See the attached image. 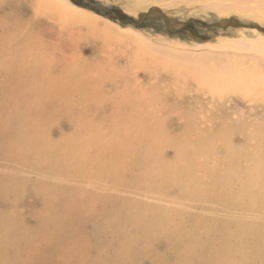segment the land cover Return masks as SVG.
Wrapping results in <instances>:
<instances>
[{"label":"rangeland","instance_id":"rangeland-1","mask_svg":"<svg viewBox=\"0 0 264 264\" xmlns=\"http://www.w3.org/2000/svg\"><path fill=\"white\" fill-rule=\"evenodd\" d=\"M72 1L92 12L93 15L89 13L92 18L97 14L101 16L90 19L96 31L84 29L83 33H78L72 27L53 29V24L44 17H35V4L32 0H0V7L6 9L4 12L0 11V22H4L0 26V34L5 38L2 37L3 41H14L12 47H6L5 53L0 52V62L5 57L8 60L6 63L12 64L17 52H25L27 56L33 52L31 57L41 59L45 55L42 49L47 50L46 54L52 59L46 65H30L19 70L6 63L7 66L0 65V242L4 238L0 248H5V251L0 249V264H4V261H7L5 264H153V255L165 256L171 263L187 255V245L191 244L194 232L197 233L196 238L199 236V240L195 241L197 247L194 252L199 248L198 244L206 246L209 237L215 239L213 237L218 236V229H215L219 232L217 235L214 229L211 230L213 237L200 232L201 229L211 226L212 218L217 219L218 216L219 225L225 219L235 221V217L236 220L239 217L249 219V222L262 220L256 215V210L233 211L222 203L224 191L217 175L228 167V161L224 159L227 155L226 147L217 146V149L213 148L214 151L210 149L200 152L195 149L190 151V147L180 145H177L180 146L179 149L176 146L173 149L172 145H176L175 141L182 140V129L194 132L197 129L215 130L224 121L231 126L253 123L255 126L252 133L246 132L249 137H254V132L264 134V69L262 71L250 68V63L244 62V71H240L244 73V79L239 78L232 83L226 80L222 83L217 80L223 75L210 72L211 67L221 68L213 61L204 65L175 60L163 61L152 49L138 52L140 47L136 45V40L141 36L152 42L168 45L195 49L204 47L215 52L232 48L235 52L243 50L244 53L260 55L261 49L256 43L264 38V31L261 29L203 27L197 21L209 24L224 18L240 17L242 21L264 27V8L259 6H264V0H254L255 9H247L239 2L229 0H167L152 2L149 3L150 6L144 7L135 6L131 0ZM221 3L229 5L228 9L215 6ZM154 7L180 21H196H190L180 31L171 30L163 18L144 19L138 27L132 23L138 20L140 12ZM127 19L130 21H125ZM6 25L8 29L3 32L2 27ZM241 41L244 42L243 46ZM27 43H30L28 47ZM34 45L41 51L39 54L32 50ZM65 56L68 58H64ZM207 67L210 68L205 69ZM187 76L191 78L187 80ZM190 104L199 111L200 121L197 123L196 118L188 111ZM147 134L156 147L149 145ZM125 139H130L126 141L131 143V147ZM254 147L246 149L247 152L243 150L240 167L244 170L247 165L259 162L257 146ZM111 149L114 154L112 151L108 154ZM150 149L153 150L152 153ZM186 149L189 150L188 153ZM71 150L73 153H70ZM212 151L216 152L215 156L211 154ZM55 153L58 160L55 159ZM172 153V158H169L171 156L168 154ZM50 156L57 162L50 159ZM158 156L162 157L161 161H157ZM181 157L189 159H180L182 164L185 163L180 168L177 160ZM198 157L201 160L196 161ZM113 158H116V162H113ZM167 158L177 164L168 162L170 166L180 168V171L175 169L178 174H172L174 168L171 167L170 170V166H166ZM67 159L74 161L69 163ZM51 162L52 166L55 163L58 168L52 167ZM68 163L73 167L68 166ZM151 163L154 164L153 168ZM199 164L201 169L198 168ZM183 166L187 168L184 169ZM98 169H102V172ZM186 169L194 171V174L211 186L200 187L196 182L187 185ZM170 172L172 176L179 175V172L180 176L183 175V180L180 176H175L176 181L180 177L178 186V182L173 183L174 179L170 180L173 178L169 177ZM145 174L146 177L143 178ZM248 174L237 177L234 188H239L243 181L244 186L250 184L252 181L250 182L251 177ZM214 176L217 178H213ZM137 179H140L139 183ZM244 191L252 192L250 189ZM69 197L74 201L69 200ZM118 204L124 206L121 208ZM163 206L166 207L159 208ZM168 207L172 208L170 211L168 209L169 213ZM128 211L131 212V217L127 215ZM250 211L254 213H249ZM136 214L143 216V219ZM134 215L141 221L133 218ZM116 221L117 227L113 229ZM137 221L140 223L136 225L134 222ZM149 221L153 224L152 228ZM181 224L185 227L177 228ZM189 224H192L195 231ZM148 228L152 232L151 236L150 231L148 232L150 243L147 242L149 237L144 232ZM117 229L120 230L117 232ZM155 229L161 233L157 234ZM175 231H178L177 235H174ZM43 234L45 235L42 236ZM183 234L185 238L180 236ZM138 235H143L145 241ZM132 236L134 239L130 240ZM188 236L191 239L186 238ZM126 237L130 239L127 238L126 241ZM172 237L175 240H171ZM33 238L38 240L34 239L33 242ZM180 238H184V241ZM262 238L264 236L261 237L264 241ZM175 241H179L181 245H177ZM107 242L112 246L109 247ZM103 245L108 247L105 249ZM249 245L244 246L246 250L247 247L253 248L255 244L253 242ZM130 247H136L137 250L133 248L132 253L128 251ZM253 256L254 252L250 255L247 253L244 264H264V259L259 260ZM203 261L197 260L192 264H205Z\"/></svg>","mask_w":264,"mask_h":264},{"label":"bare ground","instance_id":"bare-ground-1","mask_svg":"<svg viewBox=\"0 0 264 264\" xmlns=\"http://www.w3.org/2000/svg\"><path fill=\"white\" fill-rule=\"evenodd\" d=\"M33 2H34V14H35V17H37V18H39V17H44L45 18V20L46 21H49V22H51L52 24H53V26H52V28L54 29V28H56V27H58V28H60V30H63L64 28H68V27H72V29H76L77 30V32L78 33H83L82 32V30H84V29H86V30H90V32H93L95 29H96V27H95V25H91V23H92V21L90 20V19H96V17L97 18H100L101 16H99L98 14L96 15V16H93V18H92V16H90V14L89 13H91L92 14V12H88V10H86V9H84L82 6H79V5H77V4H75L72 0H32ZM157 1H161V2H166L167 0H131V2L135 5V6H137V7H144V6H150L149 5V3H152V2H156L157 3ZM230 1H237V2H239L240 3V5H243V6H245L247 9H255V7H256V3H253V1L254 0H229V2ZM255 1H258V0H255ZM263 1V0H262ZM264 2V1H263ZM162 4V3H161ZM152 5V4H151ZM154 5V4H153ZM255 5V6H254ZM157 6V5H156ZM167 6V5H166ZM215 6H217V8H223V7H225V8H227L228 9V6L229 5H227V4H216ZM254 6V7H253ZM260 7H263L264 8V6H262V5H259ZM258 6V7H259ZM154 8H157V7H154ZM168 8V7H167ZM152 9V8H151ZM159 9V8H158ZM231 9H234V7H232L231 6ZM6 9L4 8V7H0V11H5ZM163 11V10H162ZM256 11V10H255ZM142 12H146V11H142ZM142 12H140V13H142ZM163 12H165V11H163ZM139 13V14H140ZM166 13V12H165ZM255 13V12H254ZM139 14H138V16H139ZM167 15H168V13H166ZM93 15V14H92ZM240 18V17H239ZM238 18V19H239ZM246 20V19H245ZM245 22V21H244ZM250 22V21H249ZM4 24V22H0V26H2ZM93 24V23H92ZM97 24V23H96ZM99 24H101V23H99ZM257 24V23H256ZM7 26L8 25H6V27H2V30H3V32L6 30V29H8L7 28ZM97 26V25H96ZM100 26V25H99ZM57 28V29H58ZM8 31V30H7ZM96 31V30H95ZM97 33V32H96ZM22 34V33H21ZM104 34V33H103ZM113 34H115V33H113ZM5 35H6V33H5ZM4 38V36H2L1 34H0V52H2L3 51V53H5L4 52V50H6L7 48L6 47H12L13 46V43H14V41L12 40H9L8 42H6V41H3V38ZM37 38V37H36ZM263 38V37H262ZM5 39V38H4ZM137 44L136 45H138V47H140V49H138L137 51L138 52H141V51H146L147 49H152V51H155V52H157L159 55H160V57L163 59V61H173V60H175V61H183L184 63H200V64H206V63H208V62H211V61H213L217 66H221V68H215V69H213V67H207V68H205V69H209L210 68V72H212L214 75H223V77L221 78L220 76L218 77L219 79L217 80V81H222V83H224L226 80H228L229 82L228 83H232V82H235L237 79H244V73H240V71H244V62L245 63H250L249 64V66H250V68H253V69H257V70H262V69H264V38L263 39H261V40H259V42L258 43H256V46L259 48V49H261V52H260V55H256V54H254V55H251V54H248V53H244V51L242 50V52H235V50H231V49H226V51H221L220 49V51L218 50L217 52H215V51H213V49H208V48H204V47H199L198 49H195V48H190V47H184V46H178V45H168V44H164V43H157V42H152V40L150 41V40H148V39H146V38H144V37H139L138 36V38H137ZM13 42V43H12ZM239 42V41H238ZM242 42V41H241ZM236 43V42H235ZM243 43L244 42H242V46H243ZM28 44H30V43H27V47H28ZM229 44V43H228ZM227 44V45H228ZM232 45H234V43H231ZM21 45H23V44H21ZM226 45V44H225ZM241 45V44H240ZM222 46V45H221ZM235 46V45H234ZM238 46V45H237ZM23 46H21V48H22ZM226 47H230V46H226ZM33 49L32 50H34V52L35 53H38V52H41V51H43V52H45V55H44V57L43 58H41V59H35V58H33V57H31L34 53L32 52V55H29V56H27V55H25V52H17V54L16 53H14V54H16V57L14 58L15 59V62L14 61H12L13 63L12 64H10V65H8V63H6L8 60L5 58V57H3L2 59V61L0 62V65L3 67V65L6 63L9 67H13V68H16L17 70H19V69H26L28 66H30V65H39V66H43V65H46L48 62L50 63L51 62V58H49V56L46 54V53H48V51L47 50H43L42 48V50L41 51H39L37 48H36V46L34 45V47H32ZM208 49V50H207ZM223 49V48H222ZM240 49V48H239ZM243 49H244V47H243ZM22 50V49H21ZM32 50H30V52L32 51ZM231 50V51H230ZM27 51V50H26ZM148 51V50H147ZM7 54H9V53H7ZM23 54V55H22ZM39 54V53H38ZM4 55V54H3ZM6 55V54H5ZM43 56V55H42ZM8 58V57H7ZM64 58H68L67 56H65ZM4 65V66H7V65ZM24 67H26V68H24ZM249 69V68H248ZM263 71V70H262ZM106 75V74H105ZM264 76V75H263ZM262 76V77H263ZM188 78H191V77H188L187 76V80H188ZM221 78V79H220ZM259 78V77H258ZM264 80V79H263ZM224 81V82H223ZM262 81V80H261ZM115 82V81H114ZM227 83V84H228ZM226 84V83H225ZM209 89V88H208ZM213 93V92H212ZM214 94V93H213ZM96 103V102H95ZM98 104H99V102H98ZM101 104V103H100ZM141 107V106H140ZM195 107L194 106H192L191 104L188 106V111H190V115H193L196 119H195V121H196V123L197 122H199L200 121V114L198 113L199 111H197L196 109H194ZM253 109V108H252ZM19 111H21L20 109H19ZM135 117V116H134ZM137 117V116H136ZM139 117V116H138ZM255 125L253 124V123H251V122H247V123H242V124H240L239 126H231L227 121H224V123H222V125L220 126V127H218V129H215V130H209V131H207V130H202V129H197V132H194V131H190V130H185V129H182L181 131H180V134H181V138H182V140H177V141H175V143H176V145L173 143V145H172V143H171V145L173 146V149L175 148V146L178 148H180V146H187V148L188 147H190V151H191V149L192 150H197V151H202L203 150V152L204 151H210V149H213V148H215V149H217V146H221V147H226L227 148V155H226V157L224 158L225 160H227L228 161V167L226 168V170L225 171H221L220 173H219V175H217L218 176V178H219V181H220V183H221V185H222V190L224 191V195H222V203L223 204H225L228 208H230V209H232L233 211L234 210H237V209H246V210H248V209H250V210H256V211H258V212H256L257 214L256 215H258V217L259 218H262V220H259V221H254V222H249L248 220H246V219H244V218H238L237 220H236V217L234 218V220L235 221H231V220H227L226 221V219H225V221L221 224V225H219L218 224V222H217V219H218V216H217V219H215V218H212L213 219V223H211V226H209V227H206V228H203V229H201V231L200 232H202V233H206V235H211L212 236V231L211 230H213V231H216L215 229H218L219 231H220V233L218 232V231H216L215 232V234L217 235V233H219L218 234V236H215V237H213V238H215V239H210V237H209V240L208 239H206V240H208L209 242H207V245L206 246H201V245H199L198 244V246H199V248L194 252V249H196V247H197V244L195 243V241H197V240H199V236L196 238V236H197V233L196 232H194V236H193V240H191V244L190 245H187V253H185V254H187L185 257H181V258H177V259H175L173 262H171V263H169V261H168V258L167 257H165V256H162V255H153V264H192L194 261H197V260H201V261H203L205 264H244V260H245V255L248 253L249 255L252 253V252H254V256H253V258H255V257H257L259 260H262V259H264V241H262L261 240V237L262 236H264V134L263 133H259V134H255L256 132H254V137H249V136H247V134H246V132L248 133V131L249 132H251L252 133V130H253V127H254ZM86 131V130H85ZM115 135L116 134H114V136L113 137H115ZM118 135V134H117ZM148 135V134H147ZM112 136V135H111ZM239 136V138H237ZM250 136H252V134H250ZM107 137V136H106ZM108 137H109V135H108ZM148 137H149V135H148ZM147 137V138H148ZM157 137V136H156ZM160 137V136H159ZM20 138V137H19ZM112 138V137H111ZM110 138V139H111ZM180 138V139H181ZM23 139V138H22ZM131 139V138H130ZM130 139H125L124 141H126V140H130ZM133 139V138H132ZM157 139V138H156ZM175 139V138H174ZM238 139H240L241 141H238ZM107 140H109L108 138H107ZM123 140V139H122ZM152 140V139H151ZM17 141V140H16ZM111 141H112V139H111ZM114 141V140H113ZM128 141H126V143L128 144V145H130V147L132 146L131 145V143H129ZM133 141V140H132ZM155 141V140H154ZM158 141V140H157ZM157 141H155V142H157ZM164 141V140H163ZM73 142H74V140H73ZM109 142V141H108ZM117 142H118V140H117ZM131 142V141H130ZM148 142L150 143L149 145L150 146H152V147H156V145H154L153 146V144H154V142H153V144H152V142L150 141V137H149V140H148ZM126 143H124V144H126ZM163 144H164V142H162ZM170 143V142H169ZM148 144V143H147ZM168 144V143H167ZM102 146H103V144H101ZM101 145H100V147H101ZM148 145V146H149ZM169 145V147H170V144H168ZM177 145H180V146H177ZM115 146V145H114ZM120 146H122V145H120ZM147 146V145H146ZM254 146H257V151H256V149H255V151H256V155L257 156H259V162H257L255 165H250V166H248L247 165V168L244 170V169H242L241 167H240V159L244 156L243 155V152L244 151H246V149H249V148H253ZM104 147L106 148V146L104 145ZM103 147V148H104ZM124 147H126V145H124ZM151 147V148H152ZM160 147H162V146H160ZM160 147H159V149H160ZM108 148V147H107ZM157 148H158V146H157ZM178 148V149H179ZM181 148H183V147H181ZM219 148V147H218ZM255 148V147H254ZM22 149V148H21ZM146 149H148L149 150V148L148 147H146ZM158 149V150H159ZM168 149H170V148H168ZM222 149V148H221ZM68 150H70V149H68ZM100 150H101V148H100ZM106 150V149H105ZM105 150H103V151H105ZM117 150H119V147H118V149ZM124 150V149H123ZM129 150V149H128ZM151 150V149H150ZM154 150H156V149H154ZM165 150V149H164ZM184 150V149H183ZM183 150H180V151H182L183 152ZM188 149H186V151H187V153H188V151H189ZM244 150V151H243ZM253 150V149H252ZM259 150V151H258ZM102 151V152H103ZM107 151V150H106ZM112 151V149L111 150H109L107 153L108 154H110V152ZM122 151V150H121ZM120 151V152H121ZM169 151V150H168ZM179 151V152H180ZM185 151V150H184ZM213 151H214V149H213ZM212 151V152H213ZM119 152V153H120ZM151 153L153 152V150H151L150 151ZM163 152V151H162ZM202 152V153H203ZM247 152V151H246ZM57 153V152H56ZM55 153V155H53V156H55L56 158L55 159H57V154ZM70 153H73L72 152V150H71V152ZM97 153H98V151H97ZM105 153V152H104ZM111 153H113V151L111 152ZM116 153V152H115ZM181 153V152H180ZM186 153V152H185ZM38 154V153H37ZM52 154V153H51ZM85 154V153H84ZM106 154V153H105ZM105 154H102L103 156H105ZM114 154V153H113ZM122 154V153H121ZM160 154H163V153H160ZM164 154H165V152H164ZM176 154H178L177 152H176ZM192 154V153H191ZM191 154H190V156H191ZM195 154V153H194ZM204 154V153H203ZM208 154V153H207ZM211 154H213L214 156H215V154H216V152L214 153H211ZM254 154V153H253ZM70 155V154H69ZM81 155H82V153H81ZM94 155H97L96 153L94 154ZM101 155V156H102ZM116 155V154H115ZM114 155V157H116ZM159 155V154H158ZM168 155H170L171 157H169V158H172V156H173V153H172V155L171 154H168ZM212 155V156H213ZM255 155V156H256ZM39 156H41V155H39ZM38 156V157H39ZM73 156V155H72ZM72 156H70V157H72ZM80 156V155H79ZM100 156V157H101ZM118 156V158L120 157L119 156V154L117 155ZM148 156H151L150 154L148 155ZM154 156V155H153ZM162 157H163V155H161ZM178 156H180L179 154H178ZM205 156V155H204ZM207 156V155H206ZM246 156V155H245ZM37 157V156H36ZM46 157V156H45ZM62 157V156H61ZM82 157V156H81ZM84 157V156H83ZM82 157V158H83ZM93 157V156H92ZM95 157V156H94ZM99 157V158H100ZM113 157V156H112ZM111 157V158H112ZM155 157V156H154ZM157 157V156H156ZM160 156H158V158H156L157 159V161L160 159V161H161V158H159ZM165 157H167V156H165ZM195 157H197V155H195ZM50 159L52 158L51 156L49 157ZM58 158H60L59 157V155H58ZM64 159H65V157H63ZM81 158V159H82ZM86 158V157H85ZM96 158V157H95ZM117 158V159H118ZM151 158V157H150ZM185 158V157H184ZM194 158V157H193ZM252 158H253V156H252ZM52 159H54V158H52ZM54 159V160H55ZM63 159V160H64ZM74 159V158H73ZM80 159V158H79ZM80 159V160H81ZM114 159V161L113 162H116L115 161V159L116 158H113ZM131 159V158H130ZM153 159V158H152ZM156 159H154V160H156ZM166 159V158H165ZM180 159H182L183 161H186L187 159H189V158H186V160L185 159H183L182 157L181 158H179V160ZM192 159V158H191ZM36 160V159H35ZM34 160V161H35ZM47 160H48V158H47ZM58 160V159H57ZM68 161H69V159H67ZM112 160V159H111ZM179 160H177L178 162H179ZM199 160H201V159H199V157H198V160L196 159V161H199ZM56 161V160H55ZM71 161H74V160H71ZM71 161H69V163H72ZM131 161H134L133 159L131 160ZM160 161H159V165H160ZM172 160H170V159H168L167 158V163L168 162H171ZM174 161V160H173ZM176 161V162H177ZM193 161H195L194 159H193ZM195 161V162H196ZM57 162V161H56ZM86 162V161H85ZM177 162V164L180 166V165H184V164H182L181 163V160H180V162L178 163ZM39 163V162H38ZM37 163V164H38ZM63 163V162H62ZM61 163V164H62ZM65 163V162H64ZM68 163V166H72L73 167V165H70ZM78 163V162H77ZM112 163V162H111ZM164 163V162H163ZM162 163V164H163ZM171 163H173V162H171ZM189 163V162H188ZM190 163H192L193 164V162L191 161ZM203 163V162H202ZM205 163V162H204ZM44 164V163H43ZM51 164H53V162H51L50 163V165ZM73 164H74V162H73ZM80 164H81V162H80ZM147 164H148V162H147ZM146 164V166H150V164H148L147 165ZM169 164V163H168ZM166 165V166H170V164L169 165ZM173 164H175V163H173ZM177 164H175V165H177ZM82 165V164H81ZM145 165V164H144ZM151 165H152V163H151ZM189 165V164H188ZM204 165V164H203ZM52 166V165H51ZM54 166L56 167L57 165L54 163ZM54 166H52V167H54ZM84 166H85V164H84ZM92 166V165H91ZM131 166H132V164H131ZM148 166V167H149ZM153 166H154V164L152 165V168H153ZM158 166V165H157ZM178 166V167H179ZM190 166V165H189ZM46 167V166H45ZM54 167V168H55ZM60 167H61V165H60ZM59 167V169L63 172V164H62V169ZM79 167H80V165H79ZM100 167V166H99ZM101 167H103L102 165H101ZM171 167H173L174 168V165L173 166H170L169 168H170V170L172 169ZM184 167V169L185 168H187V167H185V166H183ZM192 167V166H191ZM195 167V166H194ZM196 167H197V163H196ZM200 167V169H201V165L199 164V166H198V168ZM53 168V169H54ZM56 168H58V167H56ZM68 168V167H67ZM92 168V167H91ZM151 168V167H150ZM151 168V170H153ZM163 168V167H162ZM180 168H181V166H180ZM180 168H178L177 169V167L175 166V168H174V170L172 169V171H174V173H172V174H175V172H176V174H178V172L176 171V170H178V171H180L179 169ZM58 169V170H59ZM73 168H71V170H72ZM94 169H96V168H94ZM147 169V168H146ZM157 169V168H156ZM155 169V171H157V172H159L158 170H156ZM176 169V170H175ZM221 169V168H220ZM219 169V170H220ZM70 170V171H71ZM78 170H80V169H78ZM77 170V171H78ZM98 170H100L99 172H102V169H98ZM143 170V169H142ZM148 170H149V168H148ZM160 170H162V169H160ZM163 170H165V169H163ZM167 170V169H166ZM169 170V169H168ZM182 170V169H181ZM187 170V169H186ZM186 170H184V171H186ZM190 170V169H189ZM193 170V169H192ZM199 170V169H198ZM171 171V172H172ZM188 171V170H187ZM186 171V172H187ZM197 171V170H196ZM217 171V170H216ZM151 172V171H150ZM152 172H154V171H152ZM151 172V173H152ZM165 172V171H164ZM163 172V173H164ZM171 172H170V174H171ZM202 172H203V170H202ZM249 174H248V173ZM64 173V172H63ZM162 173V175H166V174H163ZM166 173H168V172H166ZM200 173V172H199ZM217 173V172H216ZM91 174V173H90ZM92 174H94V173H92ZM96 174V173H95ZM99 174V173H98ZM121 174V173H120ZM161 174V173H160ZM160 174H158L159 176H161ZM172 174L171 175H169V177L171 176V177H173V178H170V180L172 179H174V182L173 183H176V182H178L180 179V177L182 178V176H180V172H179V175H175L176 177L177 176H180L179 178H176V179H178L177 181L175 180V176L173 175L172 176ZM246 174H248L250 177H251V180H250V184H247V185H245L244 186V181L241 183V185H240V187L239 188H234L235 186V181H236V179H237V177H239V176H243V175H246ZM65 175H66V173H65ZM64 175V176H65ZM97 175V174H96ZM104 176H105V174H103ZM137 175V174H136ZM151 175H154V174H151ZM66 177V176H65ZM96 177V176H95ZM103 177V176H102ZM119 177V176H118ZM143 177V175L141 176V178ZM146 177V174H145V176L143 177V178H145ZM149 177V176H148ZM151 177V176H150ZM152 177H154V176H152ZM151 177V178H152ZM206 177V176H205ZM99 178V177H98ZM140 178V177H139ZM158 178V177H157ZM166 178H168L167 177V175H166ZM203 178V177H202ZM213 178H217L216 176H214ZM154 179V178H153ZM165 179V178H164ZM209 179V178H208ZM9 180V179H8ZM138 180V179H137ZM140 180V179H139ZM139 180H138V183H139ZM141 180H143V179H141ZM160 180V179H159ZM166 180V179H165ZM182 180H183V178H182ZM185 180H186V183H187V185H190V184H193V183H195L196 182V185L197 186H199L200 185V187L202 186V187H205V188H208V185H210V183L207 185V183H205L204 182V179H200V177L198 176V175H196V173L194 174V171L193 172H191V171H188L187 172V175H186V177H185ZM212 180V179H211ZM167 181H169V180H167ZM176 181V182H175ZM210 181V180H209ZM213 181V180H212ZM58 182H60V181H58ZM60 184H62V182L60 183ZM177 184V186H178V184H179V182L178 183H176ZM181 184V183H180ZM215 184V183H214ZM55 185V184H54ZM183 185V184H182ZM181 185V186H182ZM186 185V184H185ZM176 186V187H177ZM211 186V185H210ZM58 188L60 187V186H57ZM62 187H63V184H62ZM180 187V186H179ZM178 187V188H179ZM54 188H55V186H54ZM61 188V187H60ZM59 188V189H60ZM67 188V187H66ZM79 188V187H78ZM184 188V187H183ZM198 187H196V189H197ZM56 189V188H55ZM68 189V188H67ZM81 189V188H80ZM79 189V190H80ZM83 189V188H82ZM86 189V188H85ZM83 190L84 192L86 191V190ZM235 189V190H234ZM244 189H250V190H252V192H245L244 191ZM182 190V189H181ZM192 190H193V188H192ZM57 191V190H56ZM62 191H63V189H62ZM82 191V190H81ZM101 191V190H100ZM186 191V190H185ZM258 191V192H257ZM98 192H99V190H98ZM45 193V192H44ZM219 193H221V192H219ZM70 194V193H69ZM68 194V195H69ZM72 194V193H71ZM70 194V195H71ZM76 194H77V192L75 193V197H77L76 196ZM105 194V193H104ZM244 194H245V196H244ZM84 195H85V193H84ZM84 195H83V197H84ZM73 196H74V194H73ZM105 196V195H104ZM103 196V197H104ZM110 196V195H109ZM74 197V198H75ZM101 197H102V195H101ZM108 197V196H107ZM70 199L69 200H72L71 199V197H69ZM80 198V197H79ZM209 198V197H208ZM96 199V198H95ZM210 199H214V198H210ZM217 199V198H216ZM72 201H74V200H72ZM220 201V200H219ZM70 203L69 204H71V201H69ZM73 203V202H72ZM87 203H89V202H87ZM91 203H93V202H91ZM91 203H90V205H91ZM129 203V202H128ZM127 203V204H128ZM66 204V203H65ZM68 204V203H67ZM84 204V203H83ZM124 204V203H123ZM126 204V203H125ZM124 204V205H125ZM131 204V203H130ZM130 204L128 205V206H130ZM118 205H120L121 206V208L124 206V205H121V204H118ZM127 206V205H126ZM69 207V206H68ZM89 207H91V206H89ZM115 206H113V208H114ZM152 207V206H151ZM166 207V206H165ZM164 206L163 207H159V208H161V209H163V208H165ZM126 208V207H125ZM157 208V207H156ZM115 209V208H114ZM114 209H112L113 211H114ZM150 209V208H149ZM168 209H169V211L172 209V208H170V207H168L167 208V212H168ZM141 210V209H140ZM231 210V211H232ZM116 211V210H115ZM154 211V210H153ZM153 211H151L152 212V214H153ZM159 211V210H158ZM163 211V210H162ZM164 211H166V210H164ZM174 211H175V209H174ZM249 211V210H248ZM62 212V211H61ZM171 212H173V211H171ZM128 214V216H130L129 214H131V212H127ZM142 213V212H141ZM154 213H155V211H154ZM169 213V212H168ZM180 213V212H179ZM246 213H248V212H246ZM249 213H254V212H249ZM125 214V213H124ZM171 214V213H170ZM121 215H123V214H121ZM120 215V216H121ZM127 215H126V217H127ZM137 215V214H136ZM139 215V214H138ZM137 215V216H138ZM181 215V214H180ZM185 215V214H184ZM192 215V214H191ZM250 215V214H249ZM125 215H123V217H124ZM131 216H132V214H131ZM130 216V217H131ZM135 216V215H134ZM133 216V218H137L138 219V217H141V216H138V217H134ZM159 216V215H158ZM15 217V216H14ZM117 217V216H116ZM123 217L121 218V219H123ZM143 217V216H142ZM141 217V218H142ZM154 217H156L157 218V220H159V218L154 214ZM110 218H113V217H110ZM177 217H175V219H176ZM188 218V216L185 218V219H187ZM16 219V218H15ZM116 219V218H115ZM120 219V220H121ZM126 220H128V219H130V218H125ZM136 219V220H137ZM143 219V218H142ZM162 219V218H161ZM22 220V219H21ZM112 220V219H111ZM126 220H124V223L126 222ZM190 220V219H189ZM115 221V220H114ZM121 221H123V220H121ZM138 221H141V220H139L138 219ZM134 222L135 224L137 223H140V222ZM188 221V220H187ZM118 222H119V220H118ZM150 222V221H149ZM148 222V223H149ZM151 222H153V220L151 221ZM150 222V228H152V226H153V224ZM154 222H155V219H154ZM157 222V221H156ZM155 222V223H156ZM191 222V221H190ZM190 222H188V223H190ZM112 223H113V221H112ZM120 223H123V222H120ZM154 223V224H155ZM158 223V222H157ZM162 223V222H161ZM110 224H111V222H110ZM136 224V225H137ZM184 224V223H183ZM195 224V223H194ZM122 224H120V226H121ZM190 225V227H191V225L192 224H189ZM233 225V226H232ZM111 226V225H110ZM119 226V225H118ZM118 227V228H121V227ZM163 228H164V226L163 225H161ZM183 225L181 224V225H179L177 228H180L181 229V227H182ZM188 226V224L186 225V227ZM115 228V227H117V221H116V226H112V228ZM145 227H146V225H145ZM155 227H156V225H155ZM171 227H172V225H171ZM183 227H185V226H183ZM195 227V226H194ZM111 228V229H112ZM113 228V229H114ZM157 228V227H156ZM168 228V226L166 227V229ZM170 228V227H169ZM192 228V230H193V227H191ZM109 229V228H108ZM113 229H112V231H113ZM188 229V228H187ZM195 229V228H194ZM118 230H120V229H117V232H118ZM156 230V233L157 234H160L161 232H157V230L158 229H155ZM159 230H161V227H160V229ZM173 230H176V229H173ZM184 230V229H183ZM191 230V229H190ZM110 231V230H109ZM115 231V230H114ZM142 231V230H141ZM150 230H149V228H148V231L146 230V231H144L145 233H147V234H145V235H147V238L149 237V235L151 236V231L149 232ZM180 231V230H179ZM189 231V230H188ZM193 231H195V230H193ZM116 232V231H115ZM150 234H149V233ZM164 232V231H163ZM168 232H169V230H168ZM168 232H167V236L169 235L168 234ZM171 232H173V231H171ZM106 233H107V231H106ZM109 233V232H108ZM130 233V232H129ZM155 233V234H156ZM165 233V232H164ZM170 233V232H169ZM176 233V231L174 232V235H177V233H178V231H177V233ZM183 233V232H182ZM46 234V233H45ZM45 234H43L42 236H44ZM119 234H121V233H119ZM140 234V233H139ZM149 234V235H148ZM170 234H172V233H170ZM189 234H191V233H189ZM31 235V234H30ZM29 235V236H30ZM115 235V234H114ZM116 235H117V233H116ZM125 235H127V232H126V234ZM129 235V234H128ZM135 235V234H134ZM133 235V236H134ZM166 235V234H165ZM165 235H163V236H165ZM173 235V236H174ZM185 235H187V232L185 233ZM107 236V235H106ZM118 236V235H117ZM132 236V238L130 239L129 237H126V241H127V238L128 239H130V240H132V239H134V237ZM137 235H135V237H136ZM152 236H153V234H152ZM166 236V237H167ZM180 236H182V237H184V234L183 235H180ZM35 238H36V236H34ZM138 237H140L141 239H142V237H143V235L142 236H140V235H138ZM175 237V236H174ZM174 237H172V239L171 240H175L174 239ZM203 237H205V236H203ZM15 238V237H14ZM35 238H33L32 240H33V242H34V239ZM114 238V237H113ZM137 238V237H136ZM135 238V239H136ZM151 237H149L148 238V241L147 242H149V239H150ZM178 238H179V236H178ZM185 238V237H184ZM184 238L183 239H181V240H183L184 241ZM186 238H190L191 239V237H186ZM206 238H207V236H206ZM51 239H53V238H51ZM138 239V238H137ZM141 239H139V240H141ZM263 239V238H262ZM3 240H4V238L2 239L1 238V242L0 243H2L3 244ZM36 240H38V239H35V241ZM41 240V239H40ZM43 240V239H42ZM41 240V241H42ZM47 240V239H46ZM143 240L145 241V239H144V237H143ZM151 240V239H150ZM179 240V239H178ZM205 240V239H204ZM264 240V239H263ZM12 241H14V240H12ZM109 241V240H108ZM124 241V240H123ZM182 241V242H183ZM186 242H187V240H185ZM49 242H50V240H49ZM114 242V241H113ZM131 243H133V241H130ZM136 242H138V241H136ZM135 242V243H136ZM142 242V241H141ZM185 242V243H186ZM245 242H246V244L248 245V244H250V245H252L253 244V242H254V246H253V248L252 247H250V248H248L247 247V250L245 249V247L244 246H246V244H245ZM31 243V242H30ZM51 243H52V241H51ZM108 243V242H107ZM112 243V242H111ZM139 243V242H138ZM150 243V242H149ZM175 243L178 245H181V243H179V241H175ZM189 243V242H188ZM187 243V244H188ZM204 243V242H203ZM25 244V243H24ZM32 244V243H31ZM109 244V243H108ZM113 244V243H112ZM137 244V243H136ZM245 244V245H244ZM110 245L111 244H109V247H110ZM148 245V244H147ZM147 245H146V247H147ZM249 245V246H250ZM32 246V245H31ZM104 246V245H103ZM112 246V245H111ZM121 246H123V244H121ZM135 246V245H134ZM172 246V245H171ZM174 246V245H173ZM105 247H108V246H104V248ZM123 247H125V246H123ZM128 247V246H127ZM137 247V246H136ZM136 247H133V248H136ZM3 248V250L5 251V248L4 247H2ZM2 248H0V249H2ZM6 248H8V247H6ZM116 248V247H115ZM121 248V247H120ZM131 248V247H130ZM133 248H131L130 250H128V251H132V253H134L133 251ZM173 248V247H172ZM175 248V250H176V247H174ZM11 249V248H10ZM32 249H34V248H32ZM106 249V248H105ZM117 249V248H116ZM128 249H129V247H128ZM3 250H1V252L3 251ZM36 250V249H35ZM34 250V251H35ZM136 250H137V248H136ZM135 250V251H136ZM170 250H172L171 248H170ZM106 251H108V249L107 250H105V252H104V255H105V253H106ZM200 251V252H199ZM115 252H116V250H115ZM186 252V251H185ZM19 253V252H18ZM98 253H100V252H98ZM102 253V252H101ZM128 253V252H127ZM126 253V254H127ZM180 253V252H179ZM4 254H5V252H4ZM16 254V253H15ZM116 254V253H115ZM130 254V253H129ZM184 254V253H183ZM184 254V255H185ZM238 254V255H237ZM10 255V254H9ZM117 255V254H116ZM5 256H7V254L5 255ZM4 256V257H5ZM99 256H101V255H99ZM127 256V255H126ZM2 257V256H1ZM7 258H8V256H7ZM18 259H20V261H23L22 260V258H20L19 256L17 257ZM28 258V257H27ZM99 258V257H98ZM196 258H197V260H196ZM25 259V258H24ZM134 259V258H133ZM1 261H2V259H0ZM27 260V259H26ZM116 260V259H115ZM126 260V259H125ZM124 260V261H125ZM0 261V262H1ZM3 261H4V259H3ZM100 261H102V260H100ZM105 261V260H104ZM123 261V262H124ZM7 261H4V264L6 263ZM87 262V261H86ZM127 262V261H126ZM134 262V261H133ZM247 262H249V261H247ZM261 262V261H260ZM10 263V262H9ZM28 263V262H27ZM98 263H100V264H102L101 262H98ZM23 264H25V263H23ZM248 264V263H247Z\"/></svg>","mask_w":264,"mask_h":264},{"label":"water","instance_id":"water-1","mask_svg":"<svg viewBox=\"0 0 264 264\" xmlns=\"http://www.w3.org/2000/svg\"><path fill=\"white\" fill-rule=\"evenodd\" d=\"M116 17H119L117 13L112 12ZM147 18H163L164 21L166 22V24L168 25V27L171 30H176V31H180L185 29L188 25L190 21H196L195 19H191L189 21H180L178 19H175L173 17H170L169 15H167L165 12H163L162 10L158 9V8H152L149 9L146 12H142L139 14L138 16V20L135 22H132L135 26H140L141 23L144 21V19ZM121 21L124 22V20L121 19ZM125 21H130L129 19L125 20ZM197 23L203 27H220V28H230V27H250V28H258L261 29L262 31H264V27L255 24V23H248V22H244L236 17H229V18H224L221 19L217 22L214 23H209V24H204V23H200L197 21Z\"/></svg>","mask_w":264,"mask_h":264}]
</instances>
